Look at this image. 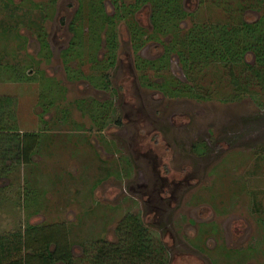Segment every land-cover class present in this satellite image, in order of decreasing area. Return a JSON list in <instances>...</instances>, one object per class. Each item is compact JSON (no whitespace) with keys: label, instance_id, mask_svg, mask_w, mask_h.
<instances>
[{"label":"rangeland","instance_id":"374dc122","mask_svg":"<svg viewBox=\"0 0 264 264\" xmlns=\"http://www.w3.org/2000/svg\"><path fill=\"white\" fill-rule=\"evenodd\" d=\"M53 1L50 6L48 0H0V97L12 99L7 107L12 112L15 110L14 120L23 130L38 132L40 139L34 162L20 163L8 177L0 179V264H13L15 257L35 254L36 245L51 235L52 243L44 244L49 243L50 250L68 252L66 258L71 261L59 260L55 264H86L84 257L91 244L119 241L121 219L128 212H145L144 201L150 194L142 198V192L154 186L159 176L157 167L165 174L188 176L181 179L176 193L180 209L171 211L170 218L165 216L160 220L169 224L174 234L175 227H179L175 237L170 232L165 236L168 250L173 254L171 264H213L208 256L207 235L211 224L205 223L206 202L216 203L221 189L226 202L234 201L235 188L243 190L247 180L258 178L256 183L260 187L250 189V193L253 190L264 209V82L242 84L232 78L236 77L233 67L200 60L196 63L201 67L194 76L198 95L173 96L174 77L184 76L182 63L174 52L160 69H141L144 79L135 67L129 26L136 19L149 24L147 5L135 11L139 4L133 0ZM31 2H36V6ZM186 4L190 15L181 22L184 27L198 21L237 24L240 19L252 21L264 13V0L254 3L253 0H187ZM176 5L178 11L185 10L181 0ZM180 12L175 14L176 20ZM98 17L104 20V25H98ZM174 22L168 18L163 24L168 27ZM45 32L49 33V39L58 33L52 39L54 50L49 55L41 52L38 38ZM116 34L120 45L110 52L108 45L115 48V42H119ZM108 35L112 42L107 45L104 42L99 53L70 50L67 63H62L61 50L68 43L73 44V50L86 49L82 45L88 44L92 36L102 43ZM170 37L166 36L165 42ZM163 49L158 41H150L143 54L154 60ZM99 62V69L93 67ZM64 67L84 70L83 77L92 69L101 70V75L95 71L90 82L70 81ZM108 70L111 78L103 76ZM21 74L30 78L20 80ZM52 77L57 83H64L66 90L55 82L54 95L45 92V84ZM159 81L165 82L162 87L166 96L159 90ZM236 83L242 85L241 89ZM44 94L54 100L46 102ZM82 100L92 101L99 115L92 117L87 109V115H83L78 109L84 106ZM105 100L118 108L121 125L111 124L114 122L111 119L118 116L106 117L107 126L102 132L90 131L91 120L100 122ZM53 101L50 113L45 114L48 102ZM65 107L70 114L68 121L61 116ZM137 110L145 121L134 120ZM229 119L234 122L229 121L230 127H225ZM7 121L9 118L3 119ZM227 130L246 133L247 141L237 146L244 153L232 148L231 141L236 140L233 133L222 144L220 140L217 142L215 137ZM208 135H212L209 148ZM1 136L0 161L3 149L7 148L4 143L7 138ZM224 138L225 134L221 136ZM8 145L16 147L15 143ZM230 180L236 186L228 184ZM30 182L34 195H26L24 189ZM154 217L148 215L147 219L151 221ZM262 233L263 238L264 230ZM196 235L199 239H195ZM240 243L233 247L235 250L225 247L218 253L215 251L220 264H255L252 257L264 256V239H242ZM29 244L32 249H27ZM8 245L14 247L13 250L10 247L12 255L5 249ZM242 251L251 256L244 259ZM34 263L46 264L37 259ZM258 264H264V258Z\"/></svg>","mask_w":264,"mask_h":264},{"label":"flooded vegetation","instance_id":"af4514ba","mask_svg":"<svg viewBox=\"0 0 264 264\" xmlns=\"http://www.w3.org/2000/svg\"><path fill=\"white\" fill-rule=\"evenodd\" d=\"M79 1H78V3H79ZM142 1L143 2H141V0H133L132 2H135L136 5L139 4V7L137 9H135V11L136 10L138 11L140 9V7L147 5L148 11H149V13H148L149 24L144 25L138 19H136L133 22H131V24L129 26V32H130V38H131V47L134 51V63L136 62L135 67L137 68V71L140 73V70L145 68V67L153 68L152 71H155L157 68L160 69L161 66H163V64H166L167 62H169V59L172 58L171 53L174 52L175 57L178 59V62L182 63L181 69L184 72V76H183V79L180 76H179L180 78L174 77V81H172V82H174L175 92L171 95L174 96V95H179L182 93L187 94V95H192V96L197 95L198 93L196 91L198 89L197 88L198 85H197V81L194 80V76H195V73L199 70V68L201 66H199L196 63L195 59H193L191 57L190 53H188V48L186 47V45L188 44V42L190 40V38H188V37H189V35H190L189 33H191L192 29L197 25L204 24V22L203 21L193 22L188 27L187 26L184 27V25L183 26L181 25V22L186 21V19H187L186 16L189 14V12L186 11L187 10V8H186V5H187L186 1L187 0H181L182 7H183V9H185L182 12L178 11V7L176 5V1H179V0H142ZM255 1H257V0H255ZM52 2H54V1L48 0V3L50 4V6L52 5ZM31 3L36 6V2H31ZM253 3H254V0H253ZM44 5L46 7L47 3H44ZM81 5H82V2H81ZM249 11H251V10H249ZM177 12H180L179 13L180 17L178 18V20H176V18H175L176 17L175 14ZM129 13L131 14V12H129ZM168 18L174 19L175 22L172 23L171 26L167 27L166 25L164 26L163 22L166 21V19H168ZM161 19H163V21ZM96 20L99 21L98 22L99 26H102L105 24L104 20L99 18V17ZM252 21H253V19H252ZM168 22H169V20H168ZM34 23H35V18H34ZM36 24H37V22L35 23V25ZM73 24H75V22H73ZM70 28H72V27L70 26ZM43 30L44 29H41V30L39 29V31H43ZM74 32L77 35V31H74ZM48 34H47V32H45V34L44 33L39 34V37H38L41 39L42 47H40V48L42 50L41 52H43L44 54L52 53V50H54L53 45H52V39L55 40L56 37H58V35H57L58 33H57L55 37H53V35L51 37V35H50V39H49ZM110 34L112 36V33H110ZM168 35H170L171 37L168 39V41L165 42V38ZM160 36H162V37H160ZM118 37H119V35L116 34V40H119ZM102 41L103 42L101 43L99 39H94V37L92 36L88 40V44L82 45L86 49L78 48L77 50H73L72 49L73 44L68 43L67 46L61 50L62 63H67L70 50H72V51H78V50L84 51V50H86L88 53H93V55H94L95 52L99 53V51L102 49L103 44H105L104 42H106V45H107V43L109 44L110 42H112V38H110L108 35V37L105 39V41H104V37H103ZM150 41H158L160 44L163 45V48H164L163 52L161 53L160 57H158V59L153 60V59L144 57L143 50L148 45V43ZM119 45H120V40H119V42H115V45H114V46H116L115 48H113V46L109 47V45H108V48H109L108 51L110 50V52H111L112 50L118 49ZM32 63L35 64V60L32 61ZM92 65H93V63H92ZM97 65L96 66L93 65V67H95V68L98 67V69H99L101 67V63L99 62ZM64 68H66V67H64ZM91 68H92V66H91ZM66 71L68 74L67 78L70 81L83 82V80H84V81L90 82L91 79L93 78L94 72L96 70L92 69L90 71V73H87L88 75H86V77H83L84 74H86V72L84 70H81L78 68L77 69H75V68L69 69V67H68V68H66ZM96 72L101 75V70L96 71ZM33 73L34 72H32L30 74H33ZM92 73H93V75H92ZM103 73H104L103 76H105L106 78H111V76H110L111 74H110L109 70L104 71ZM140 77L142 79H144V75L142 73H140ZM99 78H101V76H99ZM138 78H139V75H138ZM49 79L52 82L57 83V81L54 80V77L49 78ZM165 79H166V77L163 76L162 80H165ZM159 82H161L159 84V87H160L159 90L162 92V94H164L166 96V90L162 87L165 82L164 81L163 82L159 81ZM92 83H93V80H92ZM57 84H60V88H62V89L64 88V90H66L64 83L60 82ZM149 84H151V83H149ZM91 85H94V84H91ZM104 85L106 86V84H104ZM96 87H98V86L96 85ZM169 89L172 91L171 88H169ZM195 93H197V94H195ZM209 98L210 97L208 96V99ZM77 102L78 101H76V103ZM82 103H84V106L80 105L81 107L78 109H79V111H81V113L83 115L84 114L87 115V113H88V115H91L92 117H94V115H99V114H96V112L94 111L95 105L92 101L82 100ZM105 103H104L105 107L102 109L103 112L100 116V122L99 121L96 122V121L91 120V124L89 127L90 131L97 129L95 131H97L99 133L102 132V129H104L107 126L105 124V120L108 117H117L118 116L116 119H114V118L111 119L114 121L111 124H113L115 126L121 125V117H119V115H118L119 114L118 108L112 106L113 103L110 104L111 102L107 103V100H105ZM54 104H55V101H53V103H51V104L49 103L47 110H45V114L50 113V107L53 106ZM61 109H63V108H61ZM85 109H87V113H86ZM63 110H64L63 111L64 114L61 115L62 119L64 118L63 120L68 121L67 117L70 114H69V112H67L66 107ZM137 112L138 113H135L136 117L134 118V120H136L138 122L145 121L144 118H141V115L139 114L140 111L137 110ZM102 116H104L105 119H103ZM229 121H231L232 123L234 122V120L229 119L228 122L226 121L227 124L224 125L225 127H227V125H228V127H230ZM72 122H73V124L77 123V121H72ZM224 129H226V128H224ZM228 129H230V128H228ZM21 130H23V129L21 128ZM242 130H239V131L227 130L226 132L220 133V136H216L215 138H218L217 142H218V140H220L221 141L220 143L222 144L223 141H227V138H231L230 136L233 133V138H234V140L235 139L236 140L231 141L232 142L231 145H232V148L238 149L237 146H241L247 141V138L244 137L247 135ZM23 131H26V130H23ZM30 131H32V130H30ZM244 131L247 132L249 130H244ZM228 132H229V136L227 134ZM224 134H225V138L223 140V139H221V136ZM237 134H240V136H237ZM211 136L212 135H208V148H209V145H211V142H210ZM215 144H216V142H215ZM231 145H228V147H227L229 151H231L229 149L231 147ZM238 150L241 152L244 151L243 149L242 150L238 149ZM37 154L38 153H36L34 155V158ZM156 169L158 171L157 174L155 172L154 167H152V169H151V171L153 170L156 175H159L156 179V182L154 183V186L150 189V191L145 190L142 192V198H144V197L146 198V195L150 194L149 197L146 198V202L144 201L145 212L143 214L141 213V211L136 212V213L128 212L121 219L120 223L125 218H127L128 216L129 217L130 216L139 217L141 223L144 226L148 227L147 228L149 230L148 234H150L151 237H153L154 239H161L168 249L169 245H168V242L165 240V236L167 235V232H170L171 234L169 233V235L170 236L172 235L175 237L176 233L179 232L178 231L179 227H177V226L175 227L177 229L175 230V234H174L173 231L171 232L169 224H162V221L160 222V220H162V218L165 216H166V218H168V217L170 218L171 211H174L176 209H180V205H177V202H176L177 200L175 199L177 196L176 193H177L178 189L180 190L179 185L182 184V183H180L181 179L184 180L188 176L185 175V177L180 178L181 175L179 176V175H177V173L165 174L159 170V167H157ZM190 173L191 172H189V174ZM2 178H4V177H0V179H2ZM189 179H190V177H189ZM30 183H31V186L33 187L32 182H30ZM189 183L191 184L190 181L188 182V184ZM144 185H143V187H144ZM143 187H142V189H143ZM152 196H154L153 199L151 198ZM206 204L208 207V213H207L208 215L205 216V221H206L205 223H206V225L211 224V226L208 227V235H207L208 256H210L212 258L213 264H219L220 259H218L217 256H215V251L218 253V252L222 251L223 248H225V247H226V249H229V250H231V249L235 250V249H233V247L241 244L240 242H242V239H245L246 236L250 233V231L253 230V225L251 226L250 220L245 215H242V214L238 215L235 213V214L226 216V214H224V213H217L214 210L213 206L209 202H206ZM148 215L149 216L150 215L155 216L154 217L155 219L151 218L152 222L149 221L147 219ZM192 221L193 220H191V222ZM214 224L217 227L216 230H215V227L213 228ZM197 235H196L195 239H199V237H197ZM199 235H200V233H199ZM119 240H120V236H119ZM258 240L259 239H254V241H258ZM212 241H213V244H210ZM46 242H47V239H42L40 244H44ZM116 242H118V241H116ZM236 243H239V244H236ZM209 250L211 252H213L214 255L209 254L210 253ZM168 253H169V264H171V259H172L173 254H171V251H169V250H168ZM262 258H264L263 255H260L258 259H257V256H255L254 263L258 264V262Z\"/></svg>","mask_w":264,"mask_h":264},{"label":"trees","instance_id":"16d2710c","mask_svg":"<svg viewBox=\"0 0 264 264\" xmlns=\"http://www.w3.org/2000/svg\"><path fill=\"white\" fill-rule=\"evenodd\" d=\"M189 34L190 40L186 47L196 62L200 60L209 64L218 62L233 67L236 77L232 78L234 80L237 78L235 81L246 83L245 85H261L264 82V13L253 21L240 19L237 24L204 23L195 26ZM2 66L6 67V70H11L6 64ZM13 66L16 69V65ZM0 71L2 73L1 69ZM18 76L20 80L30 78L27 74ZM51 82L48 81L45 84V92H52V87L56 83ZM236 85L241 89V84L236 83ZM50 95H54L53 92ZM51 99L54 100V97L43 95V100L46 102ZM11 101L10 98L0 97V135L2 139L7 138L4 140L7 148L3 149V159L0 161V177H8L20 163L26 165L32 163L34 155L39 151V133L21 130L14 120L15 110L12 112L7 107ZM6 118H9V122L5 123L3 119ZM9 143H15L16 147L9 146ZM24 189L26 195H34L31 183L29 186L25 185ZM147 228L141 223L139 217L128 216L118 227L120 240L115 243L104 240L91 244V248L84 257L86 264H169L166 245L161 239L151 237ZM51 237L52 235L46 237L47 242L52 243L54 239ZM10 245L5 249L12 255ZM49 246V243L38 244L35 254L15 257L13 264H35L36 259L39 263L46 264H55L59 260L71 262L69 258H66L69 256L68 252H60L57 248L52 251ZM27 249H32V245L29 244Z\"/></svg>","mask_w":264,"mask_h":264},{"label":"crops","instance_id":"0c3cea01","mask_svg":"<svg viewBox=\"0 0 264 264\" xmlns=\"http://www.w3.org/2000/svg\"><path fill=\"white\" fill-rule=\"evenodd\" d=\"M244 152L245 150L241 153ZM251 176L254 177L253 175ZM257 179L253 178L252 181L247 180L245 183L246 187H244L243 190L235 188V190L233 191L234 201H225V196L222 195V193L224 192L223 189L219 190V192L217 193L219 198L216 203L210 202L208 200V202L213 206L214 210L217 213H224L226 214V216L235 213L238 215L242 214L250 220L251 225H253V230L246 236L245 239H264V237L262 238V232L264 230V209H262L259 199L253 193L254 189L260 187V184L256 183ZM230 182L231 183L228 184H232L234 180H230ZM250 189H253L252 193H250ZM216 229L217 227L215 226V230ZM242 254L245 255L244 251H242ZM250 256L251 255H245L244 259H247ZM254 260L255 258L252 257V261Z\"/></svg>","mask_w":264,"mask_h":264}]
</instances>
